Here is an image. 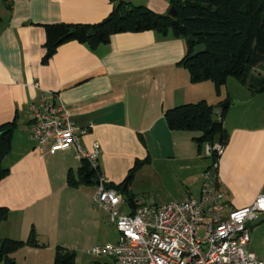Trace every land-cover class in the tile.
<instances>
[{"label": "crops", "instance_id": "crops-1", "mask_svg": "<svg viewBox=\"0 0 264 264\" xmlns=\"http://www.w3.org/2000/svg\"><path fill=\"white\" fill-rule=\"evenodd\" d=\"M123 1L157 13L170 8L168 0ZM111 7L109 0H0V124L16 118L10 152L2 160L8 174L0 180V206L8 209V217L0 224V239L24 240L32 227L43 245L15 251L17 264L20 259L23 264H52L55 246L76 252L96 230L95 188L66 184L67 170L79 165L74 149L39 151L29 137L27 104L45 92L55 93L70 119L87 128L80 144L86 150L98 146L97 165L104 178L119 184L136 160L147 158L135 171L129 192L138 180L158 190L171 185L173 195L183 199L170 201L197 197L208 165L200 162L204 148L198 153L193 142L198 133L170 130L164 110L203 99L217 106L218 115L226 100L228 138L217 164L226 210L264 195V92L251 94L238 83L230 95L227 79L216 95L210 81L191 83L187 70L176 65L185 53L182 38L151 30L121 32L95 50L76 41L63 43L41 62L44 24L98 22ZM141 204L146 203L134 199L128 205ZM252 221L245 249L264 262V221Z\"/></svg>", "mask_w": 264, "mask_h": 264}, {"label": "trees", "instance_id": "trees-1", "mask_svg": "<svg viewBox=\"0 0 264 264\" xmlns=\"http://www.w3.org/2000/svg\"><path fill=\"white\" fill-rule=\"evenodd\" d=\"M109 1L112 4L110 12L98 22L44 24L45 52L41 62L46 63L58 46L69 41L95 50L107 44L113 34L151 30L163 37L170 34L184 40L185 53L176 65L187 70L191 83L210 81L215 94L219 95L226 80L232 77L251 94L264 92V0H168L169 6L176 12L175 17L128 1ZM5 6L10 10L9 2ZM197 44H203L205 49L190 56ZM256 70L259 72L255 73ZM216 108L201 99L167 108L163 116L170 130L197 132L193 142L197 152L201 153L205 144L224 147L227 142L228 134L223 126L227 106L220 108L218 119L214 121L211 116ZM15 128V117L0 124V180L8 174L2 160L10 152ZM205 157L210 161L205 169H211L212 163L219 159L215 151ZM146 162L147 158L136 160L122 182L106 184L114 188L130 206L134 204V198L128 185L135 171ZM216 171L213 169V172ZM101 175L98 165L93 167L86 159H80L76 170H67L65 180L72 188L95 187ZM7 217L8 209L0 206V224ZM24 246H43L32 227L24 240L0 239V264H17L13 254ZM75 258L74 250L55 246L52 264H75ZM97 264H111V261Z\"/></svg>", "mask_w": 264, "mask_h": 264}, {"label": "built area", "instance_id": "built-area-1", "mask_svg": "<svg viewBox=\"0 0 264 264\" xmlns=\"http://www.w3.org/2000/svg\"><path fill=\"white\" fill-rule=\"evenodd\" d=\"M26 116L29 137L37 150L46 147L54 153L72 147L78 160L97 165L98 146L94 144L91 150L82 147L80 137L88 130L70 119L55 93L45 92L29 101ZM222 150L219 144L204 145L205 156L212 151L219 156ZM217 164L213 162L211 169L201 173L197 197L133 208L101 175L92 201L107 213L117 237L92 247L91 252L105 255L111 264H264L245 249L247 224L264 214V195L226 210L217 171L213 172Z\"/></svg>", "mask_w": 264, "mask_h": 264}, {"label": "rangeland", "instance_id": "rangeland-1", "mask_svg": "<svg viewBox=\"0 0 264 264\" xmlns=\"http://www.w3.org/2000/svg\"><path fill=\"white\" fill-rule=\"evenodd\" d=\"M258 72H259L258 70L255 71V73H258ZM228 82H229L227 83L228 91L231 95V93H233L234 91L233 84L235 86H239V84L232 77L228 78ZM224 101H222V103ZM232 110H233L232 105L230 107L228 106V116H232ZM75 161L76 163L79 162V160L77 161V159ZM200 162L202 165L206 164V166L210 163L209 159L206 157L201 158ZM169 183L170 182H168V184ZM169 187L168 189H165V190H158L157 187L148 186L146 182L138 180L133 183L132 195L134 199L138 201H143L146 204H151L154 202L163 203V202H167L170 200L183 199L182 198L183 196L175 197L173 195V191L169 189ZM86 188H89L92 191L94 190L95 187L89 185V186H86ZM91 204H92V208H94L93 215L96 218V230L94 233L91 232V235L87 237V239H85L84 242L82 241L81 244L76 246L77 248H76L75 264H96L97 262H102L104 260H107L108 257H106L105 255L92 253L91 248L95 246H100L106 242H114L117 237V231L114 225L109 222L107 213L103 209H101L97 204H95L92 201V199H91ZM201 234H202V229H200L198 235H201ZM20 264H23L21 259H20Z\"/></svg>", "mask_w": 264, "mask_h": 264}, {"label": "water", "instance_id": "water-1", "mask_svg": "<svg viewBox=\"0 0 264 264\" xmlns=\"http://www.w3.org/2000/svg\"><path fill=\"white\" fill-rule=\"evenodd\" d=\"M167 14L170 15V16H172V17H175V16H176V12H175V10H174L172 7L169 8ZM204 49H205V46H204L203 44H197V45H195V46L193 47V51H192V53L190 54V56H194V55H196L197 53L203 51ZM227 104H228V102L225 100L223 103L220 104V108H224V107H226ZM211 118H212V120L215 121V120L218 119V116H217L216 113H213L212 116H211ZM262 221H264V214H261V215H259L257 218H255V219L251 222V224L254 225V224H257V223L262 222Z\"/></svg>", "mask_w": 264, "mask_h": 264}]
</instances>
